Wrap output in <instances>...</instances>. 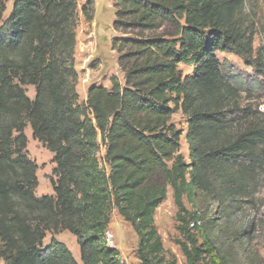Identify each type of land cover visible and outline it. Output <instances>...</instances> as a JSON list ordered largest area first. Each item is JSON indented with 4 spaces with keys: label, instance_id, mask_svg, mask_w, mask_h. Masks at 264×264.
I'll list each match as a JSON object with an SVG mask.
<instances>
[{
    "label": "trees",
    "instance_id": "trees-1",
    "mask_svg": "<svg viewBox=\"0 0 264 264\" xmlns=\"http://www.w3.org/2000/svg\"><path fill=\"white\" fill-rule=\"evenodd\" d=\"M8 1L0 0V261L125 264L107 238L116 209L139 237L141 264H177L166 258L155 224L170 186L186 264H225L208 226L220 232L217 220L255 210L264 190V113L242 108V93L253 90L226 75L217 55L259 61L247 1L115 0L117 29L169 25L176 33L129 39L124 83L113 76L111 88L93 85L86 107L77 104L78 0H14L5 17ZM93 6L90 0L82 10L89 20ZM180 65L193 73L184 75ZM178 112L188 120V160L184 131L171 121ZM28 126L53 154V195L36 193ZM156 177L164 182H152ZM208 204L216 205L215 217L205 222ZM64 232L76 238L80 262L55 238Z\"/></svg>",
    "mask_w": 264,
    "mask_h": 264
},
{
    "label": "rangeland",
    "instance_id": "rangeland-1",
    "mask_svg": "<svg viewBox=\"0 0 264 264\" xmlns=\"http://www.w3.org/2000/svg\"><path fill=\"white\" fill-rule=\"evenodd\" d=\"M13 1L7 3V17L12 11ZM90 0H78L77 9V46H76V70L78 73L77 92L79 99L77 104L86 107L88 91L93 86H103L111 88V78L117 76L121 83L125 81L123 64H128L124 59L127 52L125 44L129 39L148 38L152 36L174 35L176 29L165 25L158 31H133L121 30L115 27L116 8L115 0H93L92 18L89 20L82 12L84 6ZM244 18L248 25L253 27L255 32L254 48L258 52L262 49V54L257 62L254 57L246 60L234 54L218 53L224 72L238 76L240 81L247 84L252 91L243 92L240 98L242 108L248 106L255 107L264 113V0H246ZM115 41H117L115 43ZM184 75H191L193 67L188 65L179 66ZM252 83L257 86H252ZM260 86H259V85ZM28 96L35 98V88H27ZM172 123L177 129L184 131L181 143V154L188 160V145L185 140L188 120L182 113L178 112L172 116ZM28 137V157L38 164L39 187L37 195H53V188L50 179L54 178L53 154H51L42 144L35 141L30 126L26 129ZM105 149L102 148L99 160L103 163ZM154 183H163L160 177L152 180ZM258 205L255 210L245 208L238 212L231 220H217L221 226V231L211 229L208 226V234L215 243L218 255L225 264H264V190L258 195ZM187 209L192 212L194 208L185 198ZM204 221L215 217L216 205L202 206ZM178 208L173 197V190L167 188V198L159 207L155 214V224L162 238L166 258L173 257L177 264H186L180 242L183 236L178 230L177 221ZM248 222L251 223L250 234L245 232ZM207 227V225H205ZM233 231H238L235 238ZM52 234L47 235L43 247H47L52 239ZM55 238L68 246L75 259L80 262V249L76 238L69 232H64ZM108 244L115 248L121 255L125 264H141L137 257L139 237L132 225L124 220L116 209L113 210L109 230L107 233ZM0 264H3L0 261Z\"/></svg>",
    "mask_w": 264,
    "mask_h": 264
},
{
    "label": "crops",
    "instance_id": "crops-1",
    "mask_svg": "<svg viewBox=\"0 0 264 264\" xmlns=\"http://www.w3.org/2000/svg\"><path fill=\"white\" fill-rule=\"evenodd\" d=\"M4 264V263H3Z\"/></svg>",
    "mask_w": 264,
    "mask_h": 264
}]
</instances>
